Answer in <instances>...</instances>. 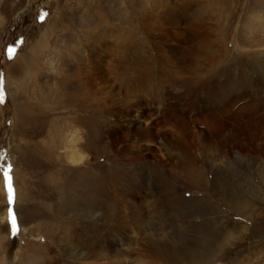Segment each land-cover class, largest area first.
<instances>
[{
    "label": "rangeland",
    "instance_id": "1",
    "mask_svg": "<svg viewBox=\"0 0 264 264\" xmlns=\"http://www.w3.org/2000/svg\"><path fill=\"white\" fill-rule=\"evenodd\" d=\"M153 4L160 6L168 4L171 8H185L186 10H181V16L184 21L189 22H187V26L190 24L193 27L188 28L186 26L187 28L181 29V32L178 30L176 33L181 37H177L175 32H169V30L168 36H154L155 33L146 36L141 32V17L139 16L144 6ZM259 4L261 7L257 14L262 13L261 17H264V0H0V264H110L114 258L113 255L118 256L121 260L120 264L122 262L123 264H167L147 254L144 248L150 233L148 224L154 221L155 218L152 219V216L155 217L159 214L160 220H166L172 226L179 227L181 230L179 232L185 238H190V250L195 246V236H199L198 229H194L198 227L197 224H210L218 221L223 227L226 237H230V239H228L227 247L223 250L219 260H215L214 264H264V154L253 149L252 141L249 139L252 137V133L245 128L246 121L264 120V103L258 105L248 100L240 99L241 101L238 102L233 100V103L239 104H237V108L235 103L232 110L244 115V118L241 116V121L244 123L236 120L232 123L233 120L229 118L231 119L228 120V123L231 121L229 123L232 126H230L231 131L224 135L229 143H235L231 151L233 157L220 154L214 158L217 169L222 173V176L233 175V177L243 180V183L237 182L241 187L237 184L232 186L229 184L218 188V193L212 194L213 190L210 188V190H206L204 187L194 188L192 185L180 184V179L175 176L170 180L169 187L159 193L158 203L155 205L156 211L153 210L152 212L149 207L154 197L151 192L149 193V190L151 191L153 176L148 177L145 184L140 187H137L134 177L128 182L118 177L119 171L122 172V178L128 177L132 172L140 171L143 168L145 171L152 172V161L142 162V157H138L137 150L141 147H148L153 154L160 152L157 147L159 145L158 133L165 129L162 122L158 123L156 119H162L163 116L170 114L169 111L179 112L177 115H175L176 113L173 114L175 117L183 116L179 119L181 121L185 119L184 122L182 121L183 123L186 122L184 126L191 128H185L186 133H188L186 135L183 133L185 130L182 131L184 135L181 131H179L181 134L174 131L178 133V137L180 136V139L176 136L179 141L183 142L186 136L185 141L187 140L189 144L193 141L198 144L201 137H204L202 134L208 132L212 126L211 122H207V118L204 120L202 116L205 111L202 108L203 101H207L205 99L209 97V92H205L204 87L198 85L199 81L196 84L197 92L195 91L193 95L189 96H192L193 100L188 98L190 100L187 101L188 99H186L181 104L183 106L180 105L181 108H179V104L175 106V98L168 99L167 95H164L165 90L162 88L164 84L166 91L170 87L172 89L171 82L160 76L164 70L176 71L179 69L178 73L180 72L179 76L182 79L201 78V74L195 72L184 74L186 73L184 70L189 69L187 60L192 59V54H197L192 53L191 46L187 44L192 43L191 45L194 44L193 48L197 47L193 49V51L198 52L199 57L197 58L196 55V61L200 58L203 60V65L210 61L213 63L212 67L215 66L212 69L218 70L215 78L212 77L210 80L212 82L210 86L213 90L215 84L219 86L229 81L242 80L245 76L250 77L251 81L261 79L258 81L264 83V60L262 57L264 54V31H259L258 34L256 33L257 35L251 37L250 25L245 22L248 13L254 11L255 6ZM54 12H56L55 15L62 14V16L59 19L54 15L48 24L47 21ZM169 13L168 22L161 21V16L156 14L158 15V17L156 16L158 20L156 21L158 26L155 24L156 31H164L163 25L168 23L170 26V22L176 20L177 13ZM135 33L136 35H134ZM182 33L184 34L181 35ZM84 36H88L97 49L96 60H92V63L81 56V54L86 53L82 47L85 44ZM120 36L121 38H118ZM132 38L135 40L132 41ZM197 38L201 44L204 41L202 45L198 44L201 47L196 45L199 41L195 42ZM129 39L130 41H128ZM36 41L43 49L41 56L34 54ZM177 47L180 48L177 50ZM10 49L12 50L11 53ZM198 49H201V52ZM245 50H248L249 53ZM176 53L180 54L177 55ZM173 54L177 57H173ZM142 55L148 56V59H145L147 63L149 62L148 64L144 61L145 56ZM25 57L27 61L32 60L31 62H34L35 66L27 68L28 71H24L23 74L20 66ZM141 58L142 62L139 61ZM66 59L67 61H65ZM92 65L94 66L92 67ZM237 65L244 70L236 67ZM74 66L78 67L75 68ZM79 69L88 74L92 87L94 84H96L94 87L104 86L106 88L107 86L108 93L112 91L114 94L118 93L116 96L111 94L118 106H124V104L125 106H133L138 100L146 102L148 98L152 100L155 97L152 101L162 108L160 106L158 109L156 108L155 114L150 115L148 112L152 123L147 124L148 121H144L143 118L149 117L140 114L139 118L143 117L142 119L146 123L144 126L148 125L146 130L150 129L146 136L145 132L147 131H142L141 141H139V137H141L138 134L139 131L134 130L138 126L139 122H137L131 128H122L116 132V135H119L126 131L125 133H128L129 137L125 139L126 141L122 140L113 144L105 156L97 158L99 154V150L95 149L97 146L95 148L86 146V132L84 133V131L88 125L93 126V128L97 127L95 118L100 119L102 115L94 109L93 104L80 102L75 97L77 88L81 83L80 75H78ZM143 69L154 70V73L157 70L155 75L158 74V78L154 75L156 80L153 81L151 87L157 85L155 89H152L154 93L150 88L149 91L143 93L148 95L147 92H149V95H152L150 97L141 95L142 92L135 87L137 82L130 81L136 79L138 77L136 74ZM159 70L161 71L159 72ZM172 70L170 72H173ZM100 73L103 75L100 76ZM125 77L130 78L129 81L132 82L133 88L135 87L137 91L133 90L130 97L125 94ZM181 77L179 78L181 79ZM102 78L103 80L106 78V80L103 81ZM21 82L25 83L21 84ZM109 82L110 84H108ZM54 90H57L59 96L52 104L49 105L47 102L46 105L41 94ZM119 92H122V95ZM137 93L140 94L138 97ZM117 95L121 97L115 98ZM133 96L137 99L135 100ZM194 97H199L196 100L198 102H194ZM16 101L19 102L17 107ZM171 106L172 110H170ZM185 114L186 117L184 118ZM224 116L223 118L228 117L227 115ZM202 118L204 122L200 120ZM239 122L244 125V127L241 126L242 129ZM157 123L159 125H156ZM190 123L191 126H189ZM207 123L208 125L211 124L210 127ZM78 128L83 133L77 139V131L75 130ZM201 128L204 130L202 129V131ZM152 130L153 132H151ZM243 131H247V133ZM130 135L131 140L129 139ZM258 138L259 140L262 139L261 135ZM259 140L258 142H260ZM238 142L243 146L242 150L239 149L241 145H238ZM132 146H134L133 149H131ZM143 148H141L142 151ZM212 150L205 151L212 152ZM131 152L132 154H130ZM136 156L137 158H135ZM9 166L8 175L12 178L11 201H9L4 175ZM186 167L190 168L188 165ZM111 168L115 169L111 170ZM107 169L110 171L108 172ZM103 174L107 176L110 195L118 197V193L121 196L120 192L131 188V192L135 191L134 194H137L136 200L139 198V202L142 201L144 208L147 207L148 212L141 211L145 217L144 221L139 226L137 224L130 225L133 233L128 228L112 229L111 223L104 220L106 218L97 213H92L93 206H99L100 198L97 196L96 189H93V186L88 187V183L94 185V182H100L98 178H101ZM211 174L209 173L208 176L210 177ZM238 188L244 193L246 191L244 195L248 199V204L237 210L230 209L231 207L225 200L226 191L231 193V189ZM115 190L118 191L115 192ZM206 198L220 206V211L209 214L201 211ZM77 203L83 205L85 209L80 207L73 209V204ZM121 203H125V200L121 199ZM89 208H92L91 211ZM137 213L140 212L137 211ZM13 216L16 219L15 230L12 224ZM103 229L112 232L110 235L107 233V239L111 241L110 245L105 239H102L101 234L105 232ZM170 236L173 237L172 233ZM173 240L174 238L169 239V243H172ZM94 251L107 253L109 257L107 260L106 258L99 259L97 258L98 255L92 253Z\"/></svg>",
    "mask_w": 264,
    "mask_h": 264
},
{
    "label": "bare ground",
    "instance_id": "2",
    "mask_svg": "<svg viewBox=\"0 0 264 264\" xmlns=\"http://www.w3.org/2000/svg\"><path fill=\"white\" fill-rule=\"evenodd\" d=\"M255 7L256 8H255L254 11H251V12L248 13L247 19H246L247 21H245V22L249 23V25H250L251 29L249 30V32H250L251 37H254L255 34L257 32H259V31H264V17H261L263 14L262 13H261L262 15L261 14L260 15L257 14V12L260 10L261 6L259 4V5L255 6ZM182 9L186 10L183 7H181V8H177V7L176 8H174V7L171 8V7L168 6V4L164 5V6H160V5H156V4L155 5L154 4L153 5H149V6H146V7L144 6V9L141 10V14L139 16V17H141L140 18V20H141V22H140L141 32H143L146 36H151V34L155 33L154 36L159 35L160 37H164L165 35L168 36V30H169V32H175V33L178 30H180V32H181V29H184L187 26V22H188V21L187 22L184 21V18L181 16L182 15L181 14V12H182L181 10ZM187 9H189V8H187ZM202 9L204 10V8H202ZM169 12L177 13L176 16H175L176 20L174 22H172L173 24L170 22V26L168 25V23H166L167 25H163V28H165L164 31H160V30L156 31V27H155L157 25L156 21H158L157 18H156V16L158 17V15H156V14H159L161 16L160 17L161 21H164V22L167 21L168 22L169 21L168 20V13ZM55 13L56 12H54L53 15H51V17L49 18V21H47L48 24H49L50 20L52 19V17L55 15ZM61 16H62V14H59V15L56 14L55 15V17L59 18V19H60ZM206 19H207V17H206ZM162 24H160V25L162 26ZM187 27L188 28L191 27L190 24ZM191 28L189 29V31L191 30ZM187 32H188V30H187ZM183 34L184 33H182L181 35H183ZM43 35L41 36V38L43 37ZM130 35H129V38H130ZM134 35H136V33ZM175 35H177V37L180 36L177 33ZM172 36H174V35H172ZM189 36H190V34H189ZM189 36H188V38H189ZM118 38H121V36L118 37ZM83 39H84L85 44L82 45V47L85 49L86 53H83V54L80 53V54H81V56H84L87 59L86 61L92 63V60L93 61L96 60L95 57H96L97 49H95V45L92 43V41L90 40V38L88 36L87 37L84 36ZM130 39L128 41H130ZM192 39H194V38H192ZM42 40H44V39H42ZM133 40H135V39L132 38V41ZM197 40H199V38L195 39V42H197ZM201 40L203 41V38ZM152 41H154V40H152ZM126 42H124V43L126 44ZM133 43H135V42H133ZM175 43H177V42H175ZM199 43H200V40L198 41V43L196 45H198ZM203 43H204V41H203ZM42 44H44V43H42ZM191 44H187V45L191 46L192 53H195V54L197 53L198 54V52H195V50L193 51V49H195L196 46L193 48L192 46H194V44L193 45H191ZM129 46H130V44H129ZM198 46H200V45H198ZM122 47H123V45H122ZM180 47H177V50ZM34 48H35V53H34L35 56H41V53H43V49H41V47H40L39 43H37V41L34 44ZM123 48H125V47H123ZM128 48L129 47H127V49ZM136 48L139 49L138 47H136ZM140 48H141V45H140ZM144 48H146V47H144ZM129 50H130V48H129ZM32 51H34V50H32ZM198 51L201 52V49L200 50L198 49ZM245 51L248 52V50H245ZM136 52H137V50H136ZM165 53H166V51H165ZM178 54H180V53H178ZM133 55H134V53H133ZM135 55H137V54H135ZM184 55H185V53H184ZM196 55L192 54V59L190 58L191 59L190 61L187 60L189 69L188 70L182 69V70L186 71V73H184V74H187V72L188 73H194L195 72L196 74H201V76H200L201 78L196 79V78L190 76L191 78H189V79H185V78L182 79V77L179 76L180 72L178 73L179 69L178 70L176 69V71H173L171 69L173 72H170L171 70L167 69V70H164L163 72H161L160 76H162V78H164V80L166 79V81L169 80L171 82V84L170 83L169 84L172 85V89L173 90L170 89L171 88L170 87L166 91V89L164 88L165 84H164V87H162V88L165 90L164 91L165 92L164 95H167L166 97H168V99L169 98H172V99L175 98V101H174V104L176 103L175 106L178 105V104L180 106L181 104H183L182 102H184L188 98H191V101L193 100L192 96L191 97H189V96L193 95L194 92L196 90H198V88L196 87V84L199 81L198 85H202V87H204V89H205V92H207V91L209 92L208 93L209 97L207 99H205L207 101H203L202 108L205 109V111L202 114V116H203L204 120H205V118H207L206 119L207 122H211L212 126L210 127L211 124L208 125V123H207V125L210 128L208 129V132L206 131V133L202 134L204 137H201V139L198 141V144H196V141L195 142L193 141V143L190 142V144H189L187 142V140L185 141V139H187L186 136L184 137L185 139L183 140V142L179 141L176 138V136L178 137V133H175V132L176 131H178V132L181 131V133H182V131L185 130L183 133L186 135L188 133H186L187 130L185 128H189V129H191V128L187 126L188 124L186 125L187 127L184 126V124H186V122L183 123L185 121V119H184V121L182 120L183 122L179 119V118H182L183 116L181 117V116L178 115V117L177 116L175 117V115H177L179 112L176 113V112H170L169 111L170 114H167V115L165 114L166 116H163L162 119H160V120H158L159 118L156 119L158 123L162 122V125H163V127L165 129V130H162V131H160L158 133L159 134L158 135V141H159L158 144L159 145L157 144L158 145L157 147L159 149L158 151H160V152L153 154L150 151V148L141 147V148H143V151H142L141 148L138 146L140 148V149L137 150L138 157H142L141 158L142 162H145V161H149L150 162V161H152V172L145 171V168H143V169H140V171L132 172V174L130 176H128V177L125 176V178H122V176H123L122 172L119 171V173H118V177H120L121 179H123V180H125L127 182L130 181V179L132 177H134V180L136 181L137 187H140L143 184H145V180L148 177L153 176V181H152L153 183H152V186H151V191L149 190V193L151 192V194L154 197V199L152 200V202L150 204V207L148 206L152 210V212H153V210L156 211L155 205H156V203H158L157 199H158L159 193L163 189L169 187V183H171L170 180L173 177H175V176H176V178L180 179L179 180L180 184L192 185L194 188L204 187V188H206V190L207 189L208 190L211 189V190H213L212 194L214 192L218 193V188H222L225 185L231 184V186H232L234 184H237L238 181L240 183H243V180H239V178L237 179V177H233V175L232 176H222V173L217 169V164L214 162V158L216 156H220V154L229 156L231 158L233 157L231 155V151L234 148L233 145H235V143L234 144L229 143L228 139L226 140L225 136H224L225 134H227V133H229L231 131L230 129L232 127L229 124L231 121H229V123H228V120L232 119L233 120L232 123H233L235 120L236 121H241V116L242 117L244 116V115H241L242 114L241 112H240L241 113L240 114V113H236L237 111L234 112V110H232V109H234L233 106H235V103H236V102L235 103H233V102L234 101L238 102V101H241L240 99H242V100H248L251 103H257L258 105H259V103L263 104L264 103V83L260 82L261 79H257V80L251 81L250 77L245 76L244 79H242V80L237 79L234 82H231V81L228 80L229 81V82L227 81L228 83L221 84L219 86H217L215 84L214 90H213V88H211L212 86H210L212 84V82L210 80L212 79V77L215 78L218 70L212 69L215 66L212 67L213 63H211L210 61H208L209 63L207 62L208 64H204V65H203V60H200V58H199V60L196 61V59L199 57L197 55V58H196ZM144 56H145V58H144V61H145V59H148V56H146V55H144ZM175 56L173 54V57H175ZM149 57H151V56H149ZM181 57H183V56H181ZM184 57L187 58L186 56H184ZM200 57H202V56H200ZM262 57H263V60H264V54L262 55ZM34 58H36V57H34ZM139 58H140V56H139ZM172 58H171V60H172ZM178 58H180V57H178ZM131 60H129V61H131ZM141 60H142V58L139 61H141ZM175 60H173V61L175 62ZM180 60H181V58H180ZM180 60H179V62H180ZM31 61H27L26 57L23 59V62L21 64V66H20L21 72L23 74H24V71H28L27 68L29 69V68H33L35 66V64H33L34 62L32 63ZM65 61H67V59ZM135 61L137 62V60H135ZM183 62H185V61L183 60ZM76 63H78V62H76ZM146 63H144V64H146ZM144 64H142L143 67H144ZM183 64H181V65H183ZM65 65H68V64H65ZM94 65H92V67ZM185 66H186V64H185ZM77 67H75V68H77ZM236 67H239V68L243 69L241 66H238V65ZM93 70H92V72H93ZM237 70H238V68H237ZM96 71H97V69H96ZM153 71L154 70L151 71L150 69H147V70L143 69L142 71L139 70V72L137 71L138 74H136V75H138V77L136 79H131L130 80V81L134 80L135 82H137V86H135V87L137 88L138 91L142 92L141 95H143V96L146 95V93L143 94L145 91H149L150 89L151 90L155 89V87L157 86L156 85L155 87L153 86V88H151L153 81L156 80L155 77L158 76V74L155 75L157 70H155V73ZM160 71L161 70H159V72ZM78 72H79L78 75H80L79 78L81 80V83H80V85L77 88L75 97L80 102L84 101V102L93 104L94 105V109L96 111H98L102 115L100 117V119L95 118V121L97 122V127L93 128V126L88 125L87 129L84 131V133L86 132L85 133L86 134L85 139L87 140V141L85 140L86 141V143H85L86 146H88L89 148L90 147L95 148L97 146L95 148L96 150H99L98 151L99 154L98 155L96 154L97 158L100 157V156H105L107 154V152L110 150V148H111V146L113 144H115V143L117 144V142H121L122 140L124 141L125 139H127V137H129V134L125 133L126 132L125 130H123V131H125L124 134L121 133L119 135H116V132H118L120 129L122 130V128L123 129L131 128V126L134 125V123H137V122H139L141 124L138 123V126H137L138 128L136 127V129L134 128V130L139 131L138 134L141 136V137H139V141H141V139L143 137L142 131L144 130V132H145L146 127L148 126V125L146 127L144 126V125H146V123H144V121H148L147 124L148 123H152V120H150L151 118L148 116V112H150V115L152 113L155 114L156 108L158 109L159 106H160V105H156L154 103V101H152L153 99H155V97L153 96L154 98H152V100H149V98H148V101H146V102H142V100H138L137 103H134L136 105H133V103H132L133 106H131V105H126L125 106V104H124V106H122V105L118 106V105L115 104L114 98L111 95V94H114L113 91H112L113 93L112 92L108 93L109 89L106 90L107 86H106V88L104 86H98V87L95 86L94 87V85H96L94 83H93L94 85L92 87V85L90 84L91 82H89V79H88L89 78L88 74L85 71L81 70V69H79ZM95 73L97 74V72H95ZM102 75L103 74H101L100 76H102ZM118 75H120V74H118ZM154 75H155V77H154ZM160 76H159V78H161ZM178 76L181 77V79ZM188 76H189V74H188ZM186 77H187V75H186ZM178 78H179V81L177 82ZM129 79L130 78L125 77V85H126L125 94L128 97H130V94H132L133 90H135V87L133 88L134 85L132 84V82L129 81ZM101 80H103V78ZM104 80H106V78ZM122 80H123V78H122ZM258 80H260V81H258ZM21 81H22V79H21ZM212 81L214 82V80H212ZM110 82H112V81L110 80ZM110 82L108 84H110ZM24 83L21 82V84H24ZM105 83H106V81H105ZM160 83H158V84H160ZM135 85H136V83H135ZM205 86H208V87H205ZM112 88H113V86H112ZM159 88H161V87H159ZM157 90H155V91H157ZM160 90H162V89H160ZM212 90H213V93H212ZM56 91L57 90H54L53 92L47 91V92H44L43 95L41 94V98L46 103V105H47V102H48L49 105L52 104L56 100V98L59 96V93H57ZM110 91H111V89H110ZM115 92H118V91H115ZM135 92H137V91L135 90ZM152 92L154 93V90H152ZM116 94H118V93H115L114 95L116 96ZM119 94L122 95V92L121 93L119 92ZM125 94H123V95H125ZM138 94L139 93L136 94L137 97L140 95V94L139 95ZM147 94L148 95H146V96H148V97L152 96V95H149V92H147ZM118 96L121 97L120 95H117V97H115V98H118ZM133 97H132V100H133ZM125 98H126V96H125ZM134 98H135V100L137 99L136 97H134ZM198 98L199 97H194V99H195L194 102L196 100H198ZM244 98H246V99H244ZM139 99H140V97H139ZM159 100H161V99H159ZM163 100H165V99H163ZM189 100L190 99H188L187 101H189ZM119 101L121 102L122 100H119ZM120 102H119V104H120ZM123 102H125V101H123ZM196 102H198V101H196ZM207 102H209V103H207ZM17 104H19L18 101L15 102L16 107H17ZM206 104H208V105H206ZM237 104H239V103H236V105ZM170 105H172V104H170ZM189 105H191V103ZM240 105H242V104H240ZM134 106H136V107H134ZM172 106H171L170 110H172ZM181 106H183V105H181ZM181 106L179 108H181ZM19 107H21V106H19ZM160 108H162V107L160 106ZM237 108H238V105H237ZM239 108H240V106H239ZM249 110H252V109H249ZM254 110H256V109H254ZM254 110H252V111H254ZM164 111H165V109H164ZM159 112H161V111H159ZM255 112H257V110ZM141 113L143 114V116H145V117L148 116L149 118H143L142 117L144 119V121H143L142 118L141 119L139 118ZM173 113H176V114L174 115ZM246 113H248V112H246ZM224 115L225 116L227 115L228 117H225ZM255 115H257V114H255ZM197 116H198V114H197ZM223 116L225 118H223ZM185 117H186V114H185L184 118ZM154 118H155V115H154ZM198 118H200V117L198 116ZM203 118L200 119V120L202 121ZM229 118H231V119H229ZM196 120H199V119H196ZM204 120H203V122H204ZM95 121H93V122H95ZM186 121H188V120H186ZM244 121H246V120L244 119ZM263 121L262 120L260 121L259 119H257V120H253L252 119V121L250 120L248 122L246 121L245 128H246L247 131L249 130V131H251L250 133H252L251 134L252 137L249 138V139L252 141L253 149L256 150V151L262 152L264 154V122ZM241 122H243V121H241ZM158 123L156 125H159ZM191 125L192 124L190 123L189 126H191ZM242 125L243 124L240 123V127ZM151 126H154V125L151 124ZM193 126H194V124H193ZM156 127H158V126H156ZM242 127H244V125ZM242 127H241V129H242ZM202 129L203 128H201V130ZM205 129H207V128H205ZM149 130L150 129H148V131ZM75 131H77V134H76L77 135V139H78V136H82L83 132H82V130L80 128H78ZM148 131L145 132V136H146V133H148ZM247 131H243V132L247 133ZM151 132H153V130ZM129 133L131 134L132 132H129ZM190 133H192V132H190ZM196 133H197V131H196ZM150 135H152V134L150 133ZM259 135H261V137H262V139H260V140L258 138ZM196 137L198 138V136H196ZM147 138H148V136H147ZM129 139L131 140V135H130ZM149 139H151V138H149ZM134 140H135V138H134ZM258 140L260 142H258ZM135 141H137V140H135ZM155 142H156V140H155ZM75 144L78 145L77 142H75ZM121 145H123V144H121ZM238 145H241V143L238 142ZM125 146H127V145H125ZM123 147H124V145H123ZM133 147L134 146H132L131 149H133ZM182 147H185L186 149H180ZM210 147H212V148H210ZM239 147H240L239 149H241V150L243 149L242 145L239 146ZM192 148H194V149H192ZM197 148H200V149H197ZM208 149H213V150H212V152L205 151V150H208ZM180 150H182V151H180ZM183 150H186V151H183ZM122 151L124 152L125 150H122ZM120 152H121V150H120ZM95 153H97V152H95ZM130 154H132V152ZM133 155H135V154L133 153ZM133 155H131V156H133ZM127 157H126V159H127ZM234 157L239 160V158H237L236 156H234ZM135 158H137V156ZM186 165H188L190 168H187ZM112 169H115V168H111V170ZM107 170H108V172L110 171L109 169H107ZM115 171H117V170H115ZM209 173H212L210 175V177L208 176ZM98 179L100 180V182L97 183V181H96V182H94V185L93 184L91 185V184L88 183V187L93 186V189H96V193H97L98 198H100L99 199V203H98L99 206L98 207L97 206H93L94 208L93 207H92L93 209L91 208L92 209V213L93 212L97 213L98 215H101V217L106 218L104 220H107V221H109L111 223L110 225H112L111 226L112 229L120 230V229L128 228V230L132 232L133 230L131 229L132 227L130 225L137 224L139 226L144 221L145 217L143 216L141 211L146 212L147 211V209H146L147 207L144 208V206L142 205V201L139 202V200H140L139 198L137 199L138 201L136 200L137 194H134L135 191L131 192V190H132L131 188H127L126 187L127 189H124V191L120 192L121 196L118 193L117 194L118 197H115L116 196L115 194H114L115 196L109 194L106 174H103L101 176V178H98ZM237 185H235V186H237ZM238 186H240V185H238ZM220 190H222V189H220ZM116 191H118V190H115V192ZM226 193H227V196H226L225 200L228 202V206L231 207L230 209L237 210L239 208H243L245 205L248 204V199L244 195L246 193V191L244 193L243 190H240L238 188V189H235V190L231 189V193L227 192V191H226ZM212 194H209V195H212ZM121 199H124L125 203H121ZM96 200H97V198H96ZM142 206H143V208H142ZM72 207H73V209H76V208H79V207L80 208H84L83 205H81L80 203L79 204L78 203L77 204H73ZM219 208H220V206H218L214 201H208V199L206 198L205 199V203L203 204V206L201 208V211H205L206 214L207 213L209 214V213H212L214 211H220ZM91 209L89 208L90 211H91ZM137 211L140 212V213H137ZM92 215H94V214H92ZM159 215L155 216V217L152 216L153 217L152 219H154V218L155 219H154V221L152 223L148 224L149 225L148 229H149L150 233L148 234L147 241H145V244H144V248H145V251L147 252V254L151 255L152 257H154V258H156L158 260H161V261H163V262H165L167 264H214L215 263L214 261L217 260V259L219 260L220 256L222 255V252H224L223 250L227 247V242L229 241L228 239H230V237L229 238L226 237V233L224 232L223 227H221V225L219 224L218 221H216V222L214 221L213 223H210V224H206V223L205 224H202V223L197 224L198 227H196L194 229H198L197 233H198L199 236H197V235L195 236L196 237V242H194L195 246H194L193 249L190 250L189 249V247L191 245L190 238H185L179 232V231H181L179 227L172 226V224H169V222H167L166 220H164V221L160 220ZM211 221H213V220H211ZM103 231H105V232L101 234L102 235V239L103 240L105 239L107 244L110 245L109 243L111 241L110 240L108 241V239H107L108 234L107 233H109V235H110V234H112V232L110 230L108 231L107 229H103ZM169 233L170 234L172 233L173 237L172 236L169 237V235H170ZM172 238H174V240L172 241V243H169V239H172ZM106 251H108V250H106ZM92 253L98 255L97 258H99V259L106 258V260H107V258L109 257V254L103 253V252H100V251H94ZM116 253L118 254L119 252H116ZM113 256H114V258L111 260L110 264H120L121 260H119L118 256H116V257H115V255H113ZM151 259L156 261L153 258H151ZM122 264H123V262H122Z\"/></svg>",
    "mask_w": 264,
    "mask_h": 264
},
{
    "label": "snow or ice",
    "instance_id": "3",
    "mask_svg": "<svg viewBox=\"0 0 264 264\" xmlns=\"http://www.w3.org/2000/svg\"><path fill=\"white\" fill-rule=\"evenodd\" d=\"M11 53V49L9 50ZM10 170V166L8 169L5 170V178H6V182H7V188H8V193H9V201L12 200V178L11 176L8 175V172ZM12 224H13V229L15 230V224H16V219L15 216L12 217Z\"/></svg>",
    "mask_w": 264,
    "mask_h": 264
}]
</instances>
